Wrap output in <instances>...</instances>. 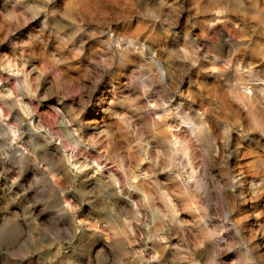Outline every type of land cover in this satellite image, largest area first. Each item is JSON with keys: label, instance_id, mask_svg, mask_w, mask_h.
Returning a JSON list of instances; mask_svg holds the SVG:
<instances>
[{"label": "rangeland", "instance_id": "374dc122", "mask_svg": "<svg viewBox=\"0 0 264 264\" xmlns=\"http://www.w3.org/2000/svg\"><path fill=\"white\" fill-rule=\"evenodd\" d=\"M0 69V264H264V0H0Z\"/></svg>", "mask_w": 264, "mask_h": 264}, {"label": "clouds", "instance_id": "9594fccd", "mask_svg": "<svg viewBox=\"0 0 264 264\" xmlns=\"http://www.w3.org/2000/svg\"><path fill=\"white\" fill-rule=\"evenodd\" d=\"M6 69H0V71H4ZM13 75H19L20 73H12ZM33 98H35V93H32Z\"/></svg>", "mask_w": 264, "mask_h": 264}, {"label": "bare ground", "instance_id": "6f19581e", "mask_svg": "<svg viewBox=\"0 0 264 264\" xmlns=\"http://www.w3.org/2000/svg\"><path fill=\"white\" fill-rule=\"evenodd\" d=\"M210 1V0H209ZM213 2V1H212ZM211 3V2H210ZM215 4V3H214ZM221 5V4H220ZM215 7V6H214ZM219 9V8H218ZM219 15V14H218ZM237 18V17H236ZM254 18V17H253ZM224 60V59H223Z\"/></svg>", "mask_w": 264, "mask_h": 264}]
</instances>
